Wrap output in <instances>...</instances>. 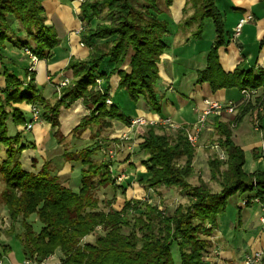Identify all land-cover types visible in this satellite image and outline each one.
Instances as JSON below:
<instances>
[{
	"label": "trees",
	"instance_id": "obj_1",
	"mask_svg": "<svg viewBox=\"0 0 264 264\" xmlns=\"http://www.w3.org/2000/svg\"><path fill=\"white\" fill-rule=\"evenodd\" d=\"M159 1L164 9H161ZM171 2H82L77 14L82 24L78 36L80 43L89 50V55L86 61H69L66 65L65 69L73 71L75 80L60 88L59 94L67 100L62 103L68 105L73 100L77 101L85 94L88 85L102 79L101 89L104 92L95 91L88 96L92 103L90 118L100 117L102 122L108 119L128 124L129 120L120 112L117 99L112 103L110 96L111 104L105 105L109 77L117 74V90L123 91L134 104L142 97L152 110L158 111L156 64L168 48L171 28L165 18ZM186 3L201 6V13L198 9L197 15L183 21L187 27L193 24L192 21L197 22L193 36L200 37L204 19L212 21L216 34L206 67L198 72L196 83L207 82L212 91L231 87H239L240 90L264 88L263 70L253 72L236 67L231 75L220 70L216 50L223 44L224 29L213 0H186ZM101 16L110 17L109 24H95ZM45 21L42 0H0V77L3 79V86L0 87V145L6 154V159L0 162V174L7 187L1 194V202L12 222L21 220L22 232L17 238L24 258L41 262L58 252L60 264H174L170 248L175 245L179 252V264H208L205 255L210 242L200 236L210 237L216 228L217 217L225 210L226 200L233 195L248 194L251 197H246L244 206H249L253 198L264 204V172L244 173V154L231 142L229 124L220 122L218 117L214 119V128L219 136L217 144L226 159L221 161L212 157L207 162L210 178L218 181L221 187L217 194L211 193L204 184L192 186L188 183L187 179L193 175L191 162L194 148L187 143L182 131L170 140L156 134L154 127H148L139 144V151L146 156L142 165L149 175L145 182L140 180L139 183H145L152 189L175 186L187 198L186 205L180 204L170 213L159 210L157 205L146 199L124 201L119 211L112 207L114 199L100 206L102 201L92 194L90 172L98 167L99 171L104 170V177L107 178H102L99 185L113 186L110 165L104 161L93 167L90 158H85V152H92L89 149L76 153L81 157L69 159L77 160L79 157L77 161L83 163V176L77 192L64 187L56 177H48L44 170L32 174L21 167L25 145L20 144L19 132L7 137L6 122L11 121L17 127L32 119L30 117L26 121L22 114L26 110L17 107L23 103L35 104L40 98L34 79H27L29 60L23 51H29L38 60L49 59L59 40L54 28L46 25ZM107 40L113 43L110 48H107V43H100ZM6 47L21 51L28 60L27 65L19 69L17 65L15 68L8 67L4 59ZM126 65L130 68L128 74L119 71ZM20 70L24 72L22 77L18 75ZM58 105L60 103L40 112V121L57 127ZM247 108L248 105L243 106L230 125L233 123L235 126ZM181 159L184 161L179 164ZM222 166H225L223 171L220 170ZM14 191L20 195L15 196ZM30 214H35L42 224L38 233L33 232L26 222ZM97 227L100 230L94 241L84 242L83 239Z\"/></svg>",
	"mask_w": 264,
	"mask_h": 264
},
{
	"label": "crops",
	"instance_id": "obj_2",
	"mask_svg": "<svg viewBox=\"0 0 264 264\" xmlns=\"http://www.w3.org/2000/svg\"><path fill=\"white\" fill-rule=\"evenodd\" d=\"M60 1L61 0L42 1L46 16L45 24L55 29L59 44L53 49L51 57L48 60H39L34 68L35 75L38 72V68L40 70L43 68L45 82L50 87V97H52V93L55 92L54 87L60 80L64 78L69 80V77H67L69 71L65 70L64 67H66L71 58L84 59L87 54V49L81 45L79 36L75 34L76 31L81 29V24L72 14L70 5L73 4H69L68 2L62 4ZM185 2L186 0H172L171 5L167 9L165 20L170 24L171 28L168 35V48L159 56L156 64L158 81L156 84L157 87L155 86V92L158 95L159 110H152L142 97L139 98L137 103H133L130 108V105L127 104L129 99L125 96L123 91L117 90V83L119 80L117 74L109 77L108 94L111 96V102L113 103L117 94L120 93L121 100L118 106L120 112L127 120L139 117L149 120L160 118L169 119L170 122L181 126H190L198 120L202 111L205 109V100L217 102L221 105L231 103L234 106L233 114L230 115L223 112L220 116L210 115L207 118L205 129L194 148V157L191 162L193 173H195L196 167H200L199 164L203 160H205L207 165L209 156L214 155L217 157L220 152L225 155L224 151L221 149V151L213 149V144L217 143V139L219 138L214 128V119L216 117H218L220 122L229 124L231 131L230 140L234 146L238 147L243 152L244 164L246 160H248L251 168H257L253 172H264V158L260 157V149L264 141V88H258L255 90L254 95L250 96L248 100H244L239 87L220 88L216 91H212L211 86L207 82L196 83L198 72L204 70L206 67L207 56L216 34L212 21L207 19L211 21L212 26H207L202 23L200 37L191 35L197 30H194L196 25L184 27L181 24L183 16L182 9L185 6ZM213 2L215 8L220 13L224 29L223 44L216 50V57L220 70L224 74L230 75L236 67H241L245 71H264V0H213ZM187 15H189V10L187 11ZM245 18L249 19L243 25L241 33L234 41H231V35L236 24L239 20ZM58 51H64L68 56L67 60L69 61H66L63 66H61V62L58 61ZM4 59L8 67L15 68V65H17V69L26 66L28 62L23 53L14 47H6L4 50ZM119 71H124L128 74L130 68L126 65L120 68ZM20 72L21 73L18 75H21V77L24 76V72L21 70ZM2 86L3 79L0 77V87ZM162 88L165 90L164 93L160 90ZM40 95L42 96V94ZM42 97L44 99L50 98L49 96ZM245 105H248L246 112L235 126L231 128L230 122L238 112H241V108ZM17 107L28 112V105L24 103ZM124 108H127V110ZM161 108L168 110L167 113H161ZM41 123L43 126H48L45 122ZM154 128L156 134L164 135L170 138V140L174 139L178 134L162 125H157ZM147 129L148 127L146 126H135L130 128L128 124H124L120 121L105 119L103 126L99 127V132L100 135L105 136L107 141H103V143L99 142L97 145L103 144L102 150L105 147L106 153L114 149V156H116V158H113L114 166L113 168L111 164L109 166L111 178L113 177L111 174L113 170L116 175L121 174L125 176V169L132 168L133 174L129 178L125 176L122 180L123 183L129 182L131 184L130 186L127 185V188L130 187L132 189V187L136 185L135 188L138 189L139 194L145 195L148 193L149 195V192H151L153 196L160 197V194H162L160 188L162 187L152 189L147 187L145 183H139L140 180L145 182L149 177L145 167L142 165L146 156L138 149ZM86 131L83 132V138H81V145L84 146L87 145L89 141L88 134L90 130ZM95 131L96 130H93V133ZM46 134L48 137L49 132ZM108 142H110V146L105 145ZM116 152H118V154H116ZM203 157L205 159H203ZM180 161L183 162L184 160L181 159ZM135 162L137 164H135ZM64 166L67 170L71 167L68 164ZM222 167L225 169V166ZM242 169L244 171V168ZM62 172L64 173L63 170ZM192 176L187 179L188 183ZM134 181L137 182L133 184ZM121 182L114 188L117 190L114 191L112 199L119 196V191L121 194L125 192L126 189L122 187ZM246 197H251V195H244L242 201L245 200ZM161 203L162 201H159L158 205L157 203L155 204L159 210H163L161 209ZM249 207H255L257 209V223L260 226L257 234L254 237H249L247 241L242 240L241 248L234 252L232 247L222 242L223 238L220 237L219 229L216 227L212 240L213 245L217 247V250H214V253H217V255L208 258V264H211L213 261L214 264H242L245 256L263 248L264 230L259 223L260 208L257 204L251 203L249 206L240 205L239 209L241 210L238 214V224L244 222L241 226H243V233L246 234L250 232V229H254L253 223L247 222L244 211L241 213L243 208L250 209ZM174 209L175 208L172 210ZM96 233L98 235L99 231L93 232L83 240L89 242L88 239L92 235H96ZM19 250L21 253L20 258L22 259L17 261L15 259L16 255L10 252L11 250L8 245H0V259H2L3 264H22L25 258L22 253L21 245ZM6 254H8V256ZM236 261L239 263H236Z\"/></svg>",
	"mask_w": 264,
	"mask_h": 264
},
{
	"label": "rangeland",
	"instance_id": "obj_3",
	"mask_svg": "<svg viewBox=\"0 0 264 264\" xmlns=\"http://www.w3.org/2000/svg\"><path fill=\"white\" fill-rule=\"evenodd\" d=\"M43 1V0H42ZM85 0H61L60 2L62 4H65L68 2L72 9V14L74 15V18L79 21L77 18V14L79 13V7L82 2ZM161 9H164V6L161 1H159ZM198 9H200L201 13V6L196 7L195 5H192L191 3H186L185 6L182 9V19H181V24L185 27L183 24V21L188 18H191L194 15H197ZM189 10V15H187V11ZM198 10V11H197ZM104 16V15H102ZM99 17L97 21H95V24L98 22L99 24L102 23H108L110 22V17ZM114 18V17H113ZM181 18V14H180ZM80 22V21H79ZM193 24L189 25V27H192L193 25L195 26L197 22L192 21ZM204 25H211V21L204 19L202 22ZM81 24V22H80ZM82 26V24H81ZM212 26V25H211ZM214 27V26H213ZM197 29V26L194 28V30ZM55 30V29H54ZM194 32V31H193ZM193 36V33L191 34ZM232 37V35H231ZM107 43V48H110L113 43L110 42V40L107 41H100V43ZM85 47V46H84ZM86 48V47H85ZM87 49V48H86ZM89 50L87 49V54L84 59H73L71 58L70 61H75V62H83L88 59V54ZM51 57V54H50ZM49 57V58H50ZM67 54L64 51H58V61L61 62L60 65L63 66L67 60ZM37 65V64H36ZM65 68V67H64ZM83 68V67H82ZM122 68V67H121ZM66 70V69H65ZM69 75V81L72 82L75 80L73 78V71L68 70ZM81 72V71H80ZM77 74V71H76ZM28 78H33L34 83L37 85L39 91L38 94H42V96H49V91L50 87L48 84L45 82L44 78V72L43 68L40 70L38 68V72L35 75V71H29L27 72V79ZM100 82L97 84L94 82L91 85H88L85 94L81 97H79L76 100H73L70 102V104H65L62 103L64 100L65 102L67 100L63 99V96L61 94H58L56 92L52 93V97L49 99H44L41 95L40 98L36 101L35 103L37 105V108H39L40 112L46 111L49 107L56 106L58 105V126L52 127L51 125L43 126L42 121L39 120L38 123H33L31 129L25 131V125L22 126H14L11 121H7V137H13L15 134L19 132L20 135V144L25 145V149L22 152L20 164L23 169H25L27 172L32 173V174H37L39 172L46 171L48 173V177H56L59 182L67 188H70L73 192H77L79 190L80 184H81V179L83 176V163L81 160L77 161L80 159L81 154L77 155L76 153L80 152L81 150H86L89 149L92 152H85V158H90L91 160V165L93 167L96 165H99V163L102 162H108L109 165L111 164L112 168L114 166V161L111 160L109 161L107 158V153L105 152V147L103 148L102 145H97L99 142L103 143V141H107L105 139V136L100 135L99 132V127L103 126L102 119L99 120V118H90V113H92V103L90 94L95 93L97 91L98 93L102 94L104 92V89H101L103 87V81L102 79H99ZM157 87V86H156ZM101 89V90H100ZM162 93H164V88L160 89ZM120 93L117 94L116 99L117 103L121 100V96L119 95ZM158 97V95H157ZM127 104L130 105V108L133 104L132 101H127ZM32 104L28 105V111H30V106ZM127 110V108H124ZM168 110L161 108V113H167ZM129 113V112H125ZM23 117L26 121H28L31 117V114L27 111L22 112ZM90 118V119H89ZM63 129V130H62ZM24 130V131H23ZM40 130V131H39ZM86 130H90L88 134L89 141L87 145H81V138L83 132ZM93 130H96L93 133ZM47 132H49V135L47 137ZM87 133V131H86ZM43 135V137H42ZM45 138V139H44ZM48 139V140H47ZM34 144V145H33ZM106 146H110V142L105 144ZM199 152V151H198ZM88 154L90 157H88ZM118 154V152H116ZM82 155H84L82 153ZM78 157L77 160H69L73 157ZM215 157L214 155L209 156L208 158ZM116 158V156H114ZM4 159H6V154L3 149V147L0 145V162H2ZM203 159H205L203 157ZM181 162V163H180ZM107 163V164H108ZM179 164H182V161H178ZM70 165L71 167L69 170L65 168L64 165ZM135 164H137L135 162ZM90 168L88 170L91 169ZM200 167H196L195 173H193L192 178L189 180V183L194 185V186H199L201 184H204L211 193L217 194L221 191V187L218 181L212 180L210 178V169H208L205 160H203L200 164ZM259 167V166H258ZM244 173L245 174H252L255 173L257 168H251L249 165V161L246 160L244 164ZM64 171V173L62 172ZM221 170H224V167L221 168ZM93 172L91 173V176L89 177V180L91 179L92 182V194H95V197L97 198L98 201H102L100 203V206H102L105 202L111 201L112 196L114 194V191H116L114 188L117 187L116 185H119L120 182H116L115 184V178L118 175H116L115 171L113 170L111 174L113 175L112 181H113V186L109 185L103 187L99 185V181L102 180V178H107L104 177V170L99 171V167L97 170H92ZM98 172V173H97ZM251 172V173H250ZM97 173V174H95ZM133 174L132 168H126L124 175L129 178ZM121 175V174H120ZM142 175V173H141ZM124 176V177H125ZM137 178V176H136ZM137 182V181H136ZM135 181L133 184L136 183ZM122 187L125 188V192L123 194L118 192V197L115 198L112 202V207L114 210L119 211L122 206H123V201H128L130 199L134 200H143L146 199L148 200L149 203L151 204H156L158 205L159 201H162V207L163 211L165 213H170L173 208H175L178 204L186 205L187 204V198L185 195H183L180 191L181 189L173 186L169 188L162 187L160 190H162V194L159 196H153L151 192L148 195L145 194H139L138 189L135 188L136 185L132 187V189L129 187L127 188V185H131L129 182L123 183L121 182ZM70 185V187H69ZM6 185L4 181V177L0 174V245L6 244L10 248V252H13L16 257L15 259L17 261L21 260L20 258V250H19V241L17 238V235H20L22 232L21 228V220H17L15 223L12 222L9 219V216L7 214V211L1 202V194L6 191ZM15 192V191H14ZM15 196H19L20 194L18 192H15ZM133 195V196H132ZM246 195V194H244ZM244 195H233L229 197L226 200L225 204V210L224 212L217 217L216 221V227L219 229L220 232V237L223 238V243L228 244L230 247H232L233 251L236 252L238 249L241 248L242 240L247 241L249 237H254L257 234V231H259L260 226L258 225V215H257V209L255 207H249L250 209H242V212L246 214L245 217H247V222L253 223L254 229H250V232L248 234L243 233L242 227L241 226L244 222H241L238 224V214L240 213V205L242 204V198ZM248 195V194H247ZM132 196V198H131ZM249 196V195H248ZM142 198V199H141ZM244 206V205H243ZM255 206V205H254ZM26 222L30 225L31 229L33 232L38 233L41 228L42 224L38 220L35 214H30L28 218L26 219ZM215 230V229H214ZM126 232V230L124 231ZM97 235V233H96ZM96 235H92L88 240L89 242H93L95 239ZM214 237V231L210 234V237L201 235L200 238L202 240H208L210 242V247L207 250V253L205 255V258H212L214 257V250H217V247L213 245V240L212 238ZM85 242V241H84ZM9 252V253H10ZM219 252V250H218ZM170 253L172 257V261L174 264H179L180 259H179V252L178 249L175 245H172L170 248ZM8 256V254H6ZM54 257L49 260V264H60L59 263V255L58 253L53 254ZM236 263H239L236 261Z\"/></svg>",
	"mask_w": 264,
	"mask_h": 264
},
{
	"label": "built area",
	"instance_id": "obj_4",
	"mask_svg": "<svg viewBox=\"0 0 264 264\" xmlns=\"http://www.w3.org/2000/svg\"><path fill=\"white\" fill-rule=\"evenodd\" d=\"M80 1H82V0H80ZM248 19L249 18L239 20V22L236 24L234 31L232 33L231 41H234L239 36V34L241 33L243 25L246 23V21ZM79 32H80V30L76 31L75 34L79 35ZM23 52H24V55H26L28 57V60H29L28 70L34 71V68H35V66L39 60L34 55H32L29 51L25 50ZM95 82L98 84L100 82V80L96 79ZM68 83H69V80L66 78H64L63 80H60L59 83L54 87L55 92L59 94L60 88L68 85ZM263 91H264V89H263ZM240 92H241L242 98L244 100H248L250 96L255 94V90L243 89ZM110 104H111L110 95L108 94V97L105 100V105L109 106ZM204 105H205V109L202 111L198 120L190 126L177 125V124L170 122L169 119L157 118L154 120H149V119L142 118V117L129 120L128 126L130 128H133L135 126H137V127H139V126L156 127L157 125H162V126H165L169 130H172L174 132L182 131L187 143L192 148H195L200 137H201L202 132L205 129L207 118L210 115L220 116L223 112H225L226 114H230V115L234 113V106L231 103H228L227 105H221L217 102H211V101L205 100ZM30 113H31L32 119L30 122L25 124V132L27 130L31 129L33 123H38L40 120L39 119L40 110H39V108H37V106L35 104H32L30 106ZM230 126H231V128H233L234 124L232 123ZM255 131H256V128H255ZM213 149L220 150L217 143L213 144ZM113 150L114 149L109 150L107 152V158L109 161L113 160V158H114L115 152ZM260 155H261L260 156L261 158H264V141L261 145ZM217 158L221 161H224L225 155L222 152H220L218 154ZM123 178H124L123 175H119L115 178V182H117V181L121 182L123 180ZM250 202L255 203L259 206V208H260L259 223L263 228L264 227V204L260 203L258 198H253L250 200ZM246 203H247L246 199L242 201V205H245ZM99 230H100L99 227H97L95 229V231H99ZM214 255L216 256L217 253H214ZM52 258H53V255H50L46 259L42 260L41 262H36L33 259H27L26 258L22 261V264H48L49 260H51ZM263 260H264V246L261 250L253 252L252 254L245 256L243 258L242 264H262ZM0 264H3L2 259H0ZM8 264H10V263H8ZM211 264H214V261L211 262Z\"/></svg>",
	"mask_w": 264,
	"mask_h": 264
}]
</instances>
